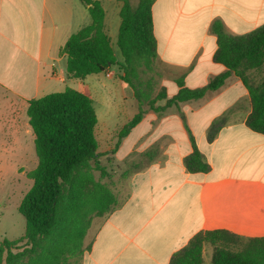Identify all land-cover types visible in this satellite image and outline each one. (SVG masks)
<instances>
[{
    "label": "crops",
    "instance_id": "obj_1",
    "mask_svg": "<svg viewBox=\"0 0 264 264\" xmlns=\"http://www.w3.org/2000/svg\"><path fill=\"white\" fill-rule=\"evenodd\" d=\"M99 1L112 45L108 13ZM112 3L118 40L122 2ZM152 15L157 78L170 98L178 93L179 78L185 87L197 89L227 71L214 59L213 22L221 21L233 36L247 35L264 25V0H154ZM91 21L80 0H0L2 97L26 109L28 100L67 87L86 93L88 79L109 92L120 85L122 106L135 100L132 115L125 106L115 113L127 124L138 102L127 94L120 66L74 79L68 76L66 56L59 54L69 37ZM252 111L249 91L234 74L203 99L160 112L147 109L119 146L132 139L130 152L156 148L157 156L130 176L129 193L114 210L93 219L78 264H170L175 253L205 231L264 238V133L248 126ZM220 119L224 124L209 140L212 124ZM195 147L209 164L208 172L188 171L186 158Z\"/></svg>",
    "mask_w": 264,
    "mask_h": 264
},
{
    "label": "trees",
    "instance_id": "obj_2",
    "mask_svg": "<svg viewBox=\"0 0 264 264\" xmlns=\"http://www.w3.org/2000/svg\"><path fill=\"white\" fill-rule=\"evenodd\" d=\"M80 1L90 14L91 24L72 34L59 54L66 56L68 76L74 79H85L120 66V79L131 88L138 102V112L119 132L120 139L143 119L145 104L148 109L160 112L203 99L221 88L232 74L241 79L252 100L248 126L264 133V80L255 83L251 77L253 71L264 66V25L247 35L233 36L226 32L221 21H214L211 31L218 46L214 59L227 71L197 89L185 87L184 80L179 78L176 95L169 98L162 90L153 98L152 82H143L141 73L152 72L157 58L154 0H140L137 6L131 0H119L122 7L117 45L123 57L121 64L104 30L102 3ZM26 114L38 162L28 173L32 186L18 206L26 221L25 232L19 238L0 243V264H78L87 250L85 237L93 219L107 215L120 204L117 195L95 176L100 170L95 164L102 154L95 133L98 116L93 99L85 92L67 87L28 100ZM223 124L224 119L212 124L209 140L215 138ZM145 158L153 160L154 151ZM186 166L190 172H208L210 168L196 147L186 158ZM236 240L245 242L243 249L228 248V243ZM205 245L215 249L212 264H264V238L243 240L223 230L196 234L174 254L170 264H202Z\"/></svg>",
    "mask_w": 264,
    "mask_h": 264
},
{
    "label": "rangeland",
    "instance_id": "obj_3",
    "mask_svg": "<svg viewBox=\"0 0 264 264\" xmlns=\"http://www.w3.org/2000/svg\"><path fill=\"white\" fill-rule=\"evenodd\" d=\"M140 0H131L133 6H137ZM114 0H103L105 9L108 13L107 22L110 29L115 31L113 24L117 22L118 16L115 14L113 6ZM109 31L112 38V45L116 52L117 59L123 62L120 49L115 40V34ZM121 69V68H120ZM159 68L154 64L152 72H142L143 82L151 81L153 85V95L156 97L161 93L160 81L157 78ZM255 83L264 80V66L262 69L251 73ZM86 93L93 99L97 116L100 117V124L97 125L95 133L99 144V152L102 154L95 164L100 170L95 172L96 179L106 184L121 201L128 195V180L135 171L143 169L149 159L145 158L148 152L154 151V157L158 150L153 148L145 152H130L131 140L122 143V147L117 145L122 141L118 137L119 132L126 125L123 115L115 114L116 111H123L119 86L115 85L112 92L99 88L97 83L88 79L86 83ZM127 94L133 91L130 87L123 84ZM2 97L0 90V243L4 239L14 240L22 236L25 232L26 221L18 212V206L24 195L32 186V180L28 173L37 165V156L32 131L28 125V117L25 108H15L14 102L5 96ZM136 99V98H135ZM129 99L125 106V112L130 116L134 112L135 103ZM13 103V104H12ZM159 106V103L156 104ZM147 110L148 106L145 104ZM138 111H135L137 113ZM134 117V116H133ZM13 124V126H12ZM11 127H13L11 129ZM18 131L17 133H15ZM23 137H22V135ZM114 151V152H113ZM243 241H233L228 243V248L233 251L243 249ZM212 245H206L204 250V260L202 264H212L214 253Z\"/></svg>",
    "mask_w": 264,
    "mask_h": 264
}]
</instances>
